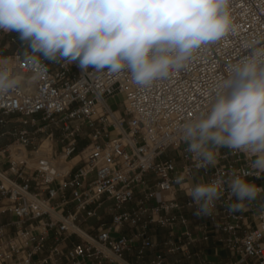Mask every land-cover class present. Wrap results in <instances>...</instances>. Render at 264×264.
<instances>
[{
	"label": "built area",
	"instance_id": "built-area-1",
	"mask_svg": "<svg viewBox=\"0 0 264 264\" xmlns=\"http://www.w3.org/2000/svg\"><path fill=\"white\" fill-rule=\"evenodd\" d=\"M230 10L224 38L150 86L136 85L126 70L83 71L78 61L53 70L38 54L30 62L26 42L5 56L21 83L0 95V125L13 124L0 133L13 136L0 147V215L10 212L17 226L0 224V264H264V192L229 212L225 184L207 216L193 214L187 195L190 186L233 172L264 188V173L245 152L221 148L216 165L201 168L181 139V125L210 109L229 68L254 42L264 46V0H231ZM118 94L121 109L110 102ZM80 138L88 141L78 149ZM15 142L26 148L21 157L12 155ZM170 148L176 156L163 159ZM76 157L63 171L62 159ZM133 199V209L121 210ZM73 236L79 240L65 250ZM219 245L230 256L219 255Z\"/></svg>",
	"mask_w": 264,
	"mask_h": 264
},
{
	"label": "clouds",
	"instance_id": "clouds-1",
	"mask_svg": "<svg viewBox=\"0 0 264 264\" xmlns=\"http://www.w3.org/2000/svg\"><path fill=\"white\" fill-rule=\"evenodd\" d=\"M230 2L0 0V30L16 32L28 43L30 62H37L38 54L50 62L78 61L83 71L126 70L143 87L181 70L201 46L224 38L233 27ZM258 43L229 68L210 109L181 125V139L198 167L215 166L219 149L227 148L245 152L251 168L264 173V46ZM8 64L7 57H0V95L21 83ZM225 184L229 212L244 210L264 192L235 172L228 179L200 182L187 192L193 214L211 215Z\"/></svg>",
	"mask_w": 264,
	"mask_h": 264
},
{
	"label": "rangeland",
	"instance_id": "rangeland-1",
	"mask_svg": "<svg viewBox=\"0 0 264 264\" xmlns=\"http://www.w3.org/2000/svg\"><path fill=\"white\" fill-rule=\"evenodd\" d=\"M7 35H9V34H7V32H3L2 30H0V57L7 56L8 52L10 51L9 50L10 48L5 47V44L7 42H9V40H10V42H14V40H11L10 39L11 37L8 38ZM21 42L22 41H20V44H21ZM25 47H28V43L27 42H26ZM19 48L20 47H18V49ZM20 49H22V47ZM50 64H51V69H53V70L60 69V66H59L58 63H56V62H50ZM123 98H124V94H118L115 97H111L110 98V102H111V104H112V106L114 108L121 109L122 108V100H123ZM33 116L39 117L40 116V113L34 114ZM8 129H13V124H2V125H0V133H1V131L8 130ZM60 134H61V131L57 130V136H60ZM12 139H13V136L12 135H9V134H2V135H0V147L6 145ZM87 141L88 140H86V139L80 138L79 145H78V149H80L81 147H83L87 143ZM173 156H176V152L173 150V148H170V149H168L164 153V155L162 156V158L163 159H166V158L173 157ZM260 183H262L264 185V182L262 180L260 181ZM135 202H136V199H133V200L128 201L122 207L121 210H123V209H133L135 207ZM107 203H108L109 206L106 204L107 207L103 206L98 211V214L100 213V215H102L101 216L102 221H106V220L109 219V212H110L109 207H110V203L109 202H107ZM72 206L73 205L70 204L68 206V208H71ZM91 207L92 206H90L89 208H91ZM90 222L98 223L99 222V219H98V217H94V218L90 219V221L88 223H90ZM86 226H88V224H84V227H86ZM221 253H226V252H225V250H223L221 248Z\"/></svg>",
	"mask_w": 264,
	"mask_h": 264
},
{
	"label": "crops",
	"instance_id": "crops-1",
	"mask_svg": "<svg viewBox=\"0 0 264 264\" xmlns=\"http://www.w3.org/2000/svg\"><path fill=\"white\" fill-rule=\"evenodd\" d=\"M9 33H10V32H7V34H9ZM7 37L10 38L11 36H10V35H7ZM10 39H11V40H14V42H10V40H9V42H7V43L5 44V47L10 48V49H9L10 51L8 52L7 55H10V54H12L15 50H17L18 47H19L20 41H21V40L14 39L13 37H11ZM12 44H13V45H12ZM10 46H11V47H10ZM25 49H28V47H25ZM5 146H6V145L1 146V147H5ZM5 166H6V165H5ZM1 202H5V200L0 199V203H1ZM12 219H13V216H12V214H11L10 212L2 213V214L0 215V224H8V228H9V230H14L17 226H16V224H12V223H11V220H12ZM90 224H91V225H96V224H98V223L90 222ZM86 227H87L88 229L91 230V228H89V227H90L89 225L86 226ZM78 240H79L78 237L73 236L71 239H69V240L67 241V243H63V248H64L65 250L68 249V248L71 246L72 242H74V241H78ZM49 242L51 243V242H52V239H50ZM206 245H207V246H212V245H213V242L208 241V242L206 243ZM221 248H222L223 250H225L226 253H221ZM216 251L218 252L219 255H221V256H223V257H228V256H230V251H229L225 246H223V245H219L218 247H216ZM42 255H43V254H42ZM148 259H149V257H146L144 260L147 261Z\"/></svg>",
	"mask_w": 264,
	"mask_h": 264
},
{
	"label": "bare ground",
	"instance_id": "bare-ground-1",
	"mask_svg": "<svg viewBox=\"0 0 264 264\" xmlns=\"http://www.w3.org/2000/svg\"><path fill=\"white\" fill-rule=\"evenodd\" d=\"M47 145V139H44V143L43 146ZM11 149H12V155L16 156V157H21L22 155H24L26 153V148L25 146L21 145L19 142H15L11 145ZM78 159V157H76L74 160L72 161H65L62 159V165L61 168L63 171H67L72 163L74 161H76Z\"/></svg>",
	"mask_w": 264,
	"mask_h": 264
},
{
	"label": "trees",
	"instance_id": "trees-1",
	"mask_svg": "<svg viewBox=\"0 0 264 264\" xmlns=\"http://www.w3.org/2000/svg\"><path fill=\"white\" fill-rule=\"evenodd\" d=\"M9 35H10L11 37H13L14 39L20 40V39H19V34L16 33V32H10ZM161 237H162V235L159 234V238H161Z\"/></svg>",
	"mask_w": 264,
	"mask_h": 264
}]
</instances>
